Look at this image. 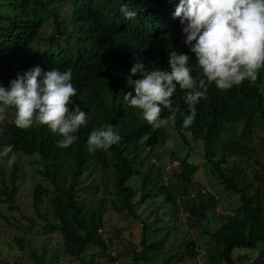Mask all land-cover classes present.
I'll list each match as a JSON object with an SVG mask.
<instances>
[{
	"label": "trees",
	"instance_id": "16d2710c",
	"mask_svg": "<svg viewBox=\"0 0 264 264\" xmlns=\"http://www.w3.org/2000/svg\"><path fill=\"white\" fill-rule=\"evenodd\" d=\"M179 2L0 0V85L9 86L18 74L36 66L44 72L71 69V82L77 95L69 107L78 105L89 114L86 125L75 133L76 141L66 149L58 147L61 137L46 126L36 124L26 130L18 129L14 124V109H10L13 118L0 124V151L5 145H12L19 157L38 156L32 164L40 166L37 172L43 182L49 184H37L32 195L35 212L45 222L43 232L47 235L59 233L63 238L64 254L81 264L93 263L86 260L89 252L103 255L113 245L104 231V215L108 208L138 221L143 219L137 213L138 207H147L162 196L164 202L174 208L170 221H177L180 200L193 215L195 226L202 228L201 235L207 234L202 223L208 220V213L216 210L218 203L214 197H206L200 191L194 197L186 196L185 186L199 171V166L189 161L190 155L176 158L180 165L176 176L184 184L179 192L175 189L179 199L173 191L174 186L159 185L155 177L159 173L154 172L156 166L152 159L158 158L157 150L167 143L168 127H173L187 146L186 133H190L194 141L202 142L213 175L226 192L239 197L240 204L234 216H221L219 228L210 235L212 240L206 250L208 264L244 261L264 264V251L253 259L247 255L237 259L233 256L238 248L253 250L264 242V176L258 175V170H251L248 175L249 171L242 167V161L251 162L258 155V147H251L253 140L256 137L258 141L264 140V69L256 81L245 80L230 90H219L214 83L208 85L207 98L196 105L195 121L187 128L183 127L184 116L190 114L184 99L187 92L179 86L172 101L180 112L174 124L161 129L152 128L143 120L140 110L130 107L124 100V94L131 91L134 95L131 80L141 78L139 74L134 77L130 74L137 60L143 62L146 70H168V53L175 50L189 55L188 66L193 78H203L195 55L183 43L185 37L180 19L174 17ZM124 3L137 12L135 19L123 17L120 8ZM49 24L52 31L44 37V28ZM169 115L164 109L161 118ZM105 125H111L121 141L107 151L89 153L87 140L91 131ZM262 150L263 154L264 144ZM3 159L7 162L9 157ZM230 161L231 166H227ZM17 164L16 161L12 165L10 181L3 179L0 185V203L7 204L10 210L17 208ZM97 171L102 172L98 179L94 176ZM90 178L93 179L89 181ZM109 187L114 193L108 191ZM83 189L93 191L97 200L92 199L86 205L79 196ZM101 192L104 195L98 199L97 194ZM138 195L140 199L136 202ZM45 198L50 201V215L42 210ZM161 208L162 205L157 206L150 212L152 223L163 222L162 215L166 213L161 214ZM149 228L148 223L144 224L142 250L136 253V262L132 264L162 249L163 240L155 238L150 243L148 240L166 228H158L150 235ZM16 243L22 247L23 238H17ZM113 253L108 257L115 264L117 258ZM199 254L195 238L189 241L183 238L178 252L168 255L161 264L196 259ZM32 257L38 264L43 262L34 252Z\"/></svg>",
	"mask_w": 264,
	"mask_h": 264
},
{
	"label": "clouds",
	"instance_id": "9594fccd",
	"mask_svg": "<svg viewBox=\"0 0 264 264\" xmlns=\"http://www.w3.org/2000/svg\"><path fill=\"white\" fill-rule=\"evenodd\" d=\"M120 12L126 20L137 16L127 3ZM174 17L180 19L183 43L195 55L203 78H193L189 55L175 50L168 53V70H146L142 61H136L130 74L141 78L131 80L134 95L130 91L124 94V100L140 110L143 120L154 129L175 123L180 112L172 101L177 86L187 92L184 99L190 114L183 119V127L187 128L195 121L196 105L207 98L208 85L214 83L219 90H230L245 80L256 81L264 69V0H180ZM72 75L71 69L44 72L36 66L18 74L8 88L0 85V122L7 120L8 109H14L18 129H29L34 123L46 126L61 137L58 147L68 148L89 115L78 105L69 107L77 95ZM164 109L170 113L167 118H161ZM120 141L121 136L113 127L105 125L91 131L88 151H107ZM17 155L12 145H5L0 151V157H9V166L16 162Z\"/></svg>",
	"mask_w": 264,
	"mask_h": 264
},
{
	"label": "rangeland",
	"instance_id": "374dc122",
	"mask_svg": "<svg viewBox=\"0 0 264 264\" xmlns=\"http://www.w3.org/2000/svg\"><path fill=\"white\" fill-rule=\"evenodd\" d=\"M52 31L50 24L44 28V37H48ZM9 86H5L8 88ZM7 121L13 118L11 110L8 109L6 113ZM0 124H2L0 122ZM34 123L33 125H36ZM168 141L167 143L157 150L158 158L152 159V163L156 166L155 173H159L157 181L159 185H171L174 193H176L177 199L180 195L178 192L184 187L182 181H180L176 174L180 171L179 162L176 158H185L190 155V162L199 166V171L191 179V184L185 186L188 189L189 197L200 191L202 195L206 197H214L218 203L216 210L208 213V220L203 221V226L207 234L201 235L202 228L195 226L193 215L188 212L182 202L179 201V208L177 210L179 219L177 221L172 220L171 211L174 208L164 202L162 196L155 198L154 203L150 205H140L137 213L141 220L135 221L131 216L125 214H119L114 212L111 208H108L104 215V231L108 242H112L113 245L109 246V249L103 255L99 252H89L86 260L93 262L92 264H112L108 255L111 253L117 262L115 264H132L135 263L136 253L142 250L141 241L144 235V224L148 223L150 228L148 234L158 228H166L160 233H156L149 237V243L155 238L163 240L164 244L162 249L156 254L150 253L148 259L140 260L138 264H161L165 258L169 255H174L178 252V245L183 241L191 240L195 238L199 244L200 254L196 259H187L183 262L173 264H208V258L206 250L211 242V233L216 231L220 226L221 216H234L236 209L238 208L239 197L233 193L225 191L224 187L219 183L218 179L213 175L212 166L207 163L205 158V152L202 142L194 141L190 133H186L188 146L186 142L180 138L173 127L167 128ZM251 147H258V155L251 162L242 161V167L245 168L247 174L250 172L259 171L258 175L264 176V153L262 154V145L264 140L258 141L257 137L253 140ZM156 148V149H157ZM175 155V157H173ZM36 155L27 157L17 156L18 165V178H17V196L15 210H10L7 204L0 203V264H38L32 257L34 252L38 258H43L41 264H81L79 261L70 258L64 254L63 250V238L59 233L47 235L43 232L42 225L45 224L44 220L38 216L33 207V191L37 184L43 183L48 186V183H44L41 175L37 172L40 166L32 164V161L37 160ZM155 160V161H154ZM158 162V164H156ZM232 161L227 166H231ZM261 164V166H260ZM158 166V167H157ZM13 166H9L8 163L0 157V185L3 179L10 181ZM102 172L97 171L95 177L100 178ZM93 178H90L91 181ZM260 183H258L259 187ZM264 185V184H263ZM257 183L253 184L256 187ZM177 187V188H176ZM105 189L103 188L102 191ZM108 191L114 193L113 188L109 187ZM104 192L97 194L98 199L103 197ZM93 191L81 190L79 196L88 205L90 201L97 200L93 196ZM183 195V194H181ZM111 199V195H109ZM109 199V200H110ZM140 196L135 199L138 202ZM163 222L152 223L153 214L150 212L153 208L160 206ZM110 207V206H108ZM43 213H51V206L49 199L45 198L44 205L42 206ZM156 210V209H155ZM154 210V211H155ZM152 217V218H149ZM145 220V221H144ZM145 222V223H144ZM35 223L36 225H34ZM168 228V229H167ZM117 230L121 232L117 233ZM171 231L169 236L165 235ZM17 238H23L24 244L21 247L16 243ZM264 251V242L258 244L256 249H243L238 248L234 250L233 256L235 259L239 257H245L246 255L253 259L260 252ZM251 260H248V262ZM247 262H238V264H246Z\"/></svg>",
	"mask_w": 264,
	"mask_h": 264
},
{
	"label": "built area",
	"instance_id": "2783aa9c",
	"mask_svg": "<svg viewBox=\"0 0 264 264\" xmlns=\"http://www.w3.org/2000/svg\"><path fill=\"white\" fill-rule=\"evenodd\" d=\"M113 254H115V253H113Z\"/></svg>",
	"mask_w": 264,
	"mask_h": 264
}]
</instances>
